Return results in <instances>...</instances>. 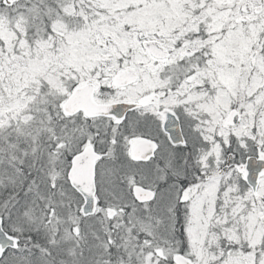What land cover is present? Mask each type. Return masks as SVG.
<instances>
[{
    "label": "snow or ice",
    "instance_id": "obj_1",
    "mask_svg": "<svg viewBox=\"0 0 264 264\" xmlns=\"http://www.w3.org/2000/svg\"><path fill=\"white\" fill-rule=\"evenodd\" d=\"M0 264H264V0H0Z\"/></svg>",
    "mask_w": 264,
    "mask_h": 264
}]
</instances>
